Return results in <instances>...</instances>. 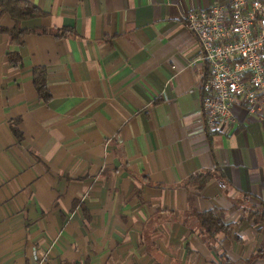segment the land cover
<instances>
[{
  "label": "crops",
  "instance_id": "0c3cea01",
  "mask_svg": "<svg viewBox=\"0 0 264 264\" xmlns=\"http://www.w3.org/2000/svg\"><path fill=\"white\" fill-rule=\"evenodd\" d=\"M28 1L46 15L22 21L24 43L0 32V264H264V222L245 211L264 204V108L208 125L207 64L184 19L231 0ZM0 25L14 26L1 9ZM216 168L227 192L184 183ZM214 207L229 239L193 215Z\"/></svg>",
  "mask_w": 264,
  "mask_h": 264
},
{
  "label": "built area",
  "instance_id": "2783aa9c",
  "mask_svg": "<svg viewBox=\"0 0 264 264\" xmlns=\"http://www.w3.org/2000/svg\"><path fill=\"white\" fill-rule=\"evenodd\" d=\"M184 19L207 64L202 112L211 128L227 132L235 123L236 104L250 113L264 108V4L231 0L229 5L190 8Z\"/></svg>",
  "mask_w": 264,
  "mask_h": 264
},
{
  "label": "trees",
  "instance_id": "16d2710c",
  "mask_svg": "<svg viewBox=\"0 0 264 264\" xmlns=\"http://www.w3.org/2000/svg\"><path fill=\"white\" fill-rule=\"evenodd\" d=\"M0 9L3 13H8L14 20L13 27L0 25V32L8 34L11 42L14 44L24 43L25 36L30 31L21 27L22 21L46 15L45 11L28 0H0ZM40 31H44V29H40ZM55 33L57 36H72L74 30L71 27H66L58 29ZM8 57L14 65H19L22 62L20 55L15 52H9ZM33 80L40 100L45 102L50 101L53 95L47 84V69L42 66L35 67ZM214 178L220 180L223 184L224 191L227 192L229 185L224 172L220 168L198 171L191 174L184 183L188 187H193L196 190L201 191L210 180ZM242 195L244 197L242 200H249L250 195L248 193H242ZM245 211L248 213L249 219L254 221V223L260 224L264 222V204L259 206L251 205L246 207ZM84 213L90 219L89 211L86 208H84ZM193 215L199 221L200 226L204 233L207 234L208 239H215L221 233H223L227 239L231 237L235 224L226 222L224 209L214 207L204 211L195 210ZM223 264L237 263L230 258H226V261Z\"/></svg>",
  "mask_w": 264,
  "mask_h": 264
}]
</instances>
